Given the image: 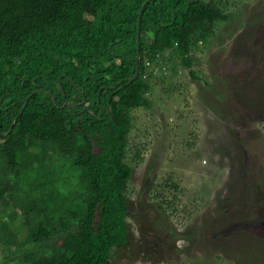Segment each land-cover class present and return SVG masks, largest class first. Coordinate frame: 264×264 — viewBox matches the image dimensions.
Wrapping results in <instances>:
<instances>
[{
	"label": "trees",
	"instance_id": "obj_1",
	"mask_svg": "<svg viewBox=\"0 0 264 264\" xmlns=\"http://www.w3.org/2000/svg\"><path fill=\"white\" fill-rule=\"evenodd\" d=\"M222 10L217 0H0V174L43 169L34 206L22 204L23 238L4 244L0 264H106L125 243L130 112L147 106L152 76L144 62L167 51L195 77L191 51Z\"/></svg>",
	"mask_w": 264,
	"mask_h": 264
},
{
	"label": "rangeland",
	"instance_id": "obj_2",
	"mask_svg": "<svg viewBox=\"0 0 264 264\" xmlns=\"http://www.w3.org/2000/svg\"><path fill=\"white\" fill-rule=\"evenodd\" d=\"M217 2L226 18L191 51L195 77L167 51L144 62L152 76L147 106L130 112L126 241L106 264H264V0ZM20 167L0 174L10 185L0 225L13 236L0 226V261L23 238L22 204L42 191L43 169Z\"/></svg>",
	"mask_w": 264,
	"mask_h": 264
},
{
	"label": "water",
	"instance_id": "obj_3",
	"mask_svg": "<svg viewBox=\"0 0 264 264\" xmlns=\"http://www.w3.org/2000/svg\"><path fill=\"white\" fill-rule=\"evenodd\" d=\"M144 3H145V1L140 5V7H139V10H138V13H137V23H138V21H139V17H140V13H141V10H142V7H143V5H144ZM137 34H138V31H137V33H136V36H137ZM136 43H137V40H136ZM138 58V55H136V57H135V61H136V59ZM136 65H135V71H134V73L128 78L129 80H131L132 78H134L135 76H136ZM71 103L70 102H68V104H67V106L68 105H70Z\"/></svg>",
	"mask_w": 264,
	"mask_h": 264
}]
</instances>
